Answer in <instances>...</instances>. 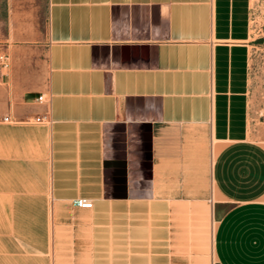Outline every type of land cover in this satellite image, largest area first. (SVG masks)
Instances as JSON below:
<instances>
[{
    "label": "crops",
    "instance_id": "obj_1",
    "mask_svg": "<svg viewBox=\"0 0 264 264\" xmlns=\"http://www.w3.org/2000/svg\"><path fill=\"white\" fill-rule=\"evenodd\" d=\"M251 7L47 0L45 34L27 23L4 53L0 118L50 123L36 122L49 143L45 176L4 184L0 264H264ZM200 216L215 225L209 263L187 240V219Z\"/></svg>",
    "mask_w": 264,
    "mask_h": 264
},
{
    "label": "rangeland",
    "instance_id": "obj_2",
    "mask_svg": "<svg viewBox=\"0 0 264 264\" xmlns=\"http://www.w3.org/2000/svg\"><path fill=\"white\" fill-rule=\"evenodd\" d=\"M251 6L252 34L248 42L250 59L247 91L249 130L251 139L264 145V0H251ZM32 22L36 34H45L48 22L47 0H0V56L14 43L15 35L24 33L25 25ZM42 128L35 119L15 121L12 124L0 123V198L2 194L5 200L9 198L10 193L7 191L10 186L4 185L9 179L45 176L43 170L49 161V143ZM1 203L0 200V211L7 210L9 202ZM9 220L7 216L0 217L2 237L8 235ZM187 226L190 230L187 240L193 248L191 255H201L209 263L215 229L213 221L210 217H192L187 219Z\"/></svg>",
    "mask_w": 264,
    "mask_h": 264
},
{
    "label": "built area",
    "instance_id": "obj_3",
    "mask_svg": "<svg viewBox=\"0 0 264 264\" xmlns=\"http://www.w3.org/2000/svg\"><path fill=\"white\" fill-rule=\"evenodd\" d=\"M9 67H10L9 57L7 55H1L0 56V80L2 79V77L5 76V73H7V71L9 70ZM37 101L41 104L46 102L45 95L39 96ZM1 121L5 122V123H14L15 122V120L10 116L0 118V122ZM36 122L39 124L50 123V121L47 119V117L37 118ZM74 204L77 207L83 208V209H92L94 206V203L88 199H77Z\"/></svg>",
    "mask_w": 264,
    "mask_h": 264
}]
</instances>
